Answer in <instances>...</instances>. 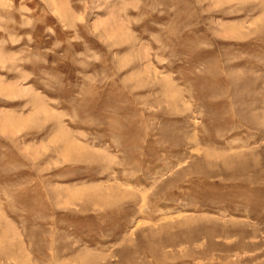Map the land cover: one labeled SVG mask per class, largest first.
<instances>
[{
  "label": "rangeland",
  "instance_id": "374dc122",
  "mask_svg": "<svg viewBox=\"0 0 264 264\" xmlns=\"http://www.w3.org/2000/svg\"><path fill=\"white\" fill-rule=\"evenodd\" d=\"M0 264H264V0H0Z\"/></svg>",
  "mask_w": 264,
  "mask_h": 264
},
{
  "label": "bare ground",
  "instance_id": "6f19581e",
  "mask_svg": "<svg viewBox=\"0 0 264 264\" xmlns=\"http://www.w3.org/2000/svg\"><path fill=\"white\" fill-rule=\"evenodd\" d=\"M74 149H75V148H74ZM244 159H245V158H244ZM232 165H233V164H232ZM112 190H113V189H112ZM109 192H110V191H109ZM111 193H113L112 196H113V195H116V193H119V190L115 189V191L113 190V191H111ZM120 193H121V192H120ZM110 195H111V194H110ZM142 195H143V194H142ZM144 196H145V194H144ZM145 198H146V197H145ZM145 198H142L143 201H144Z\"/></svg>",
  "mask_w": 264,
  "mask_h": 264
}]
</instances>
